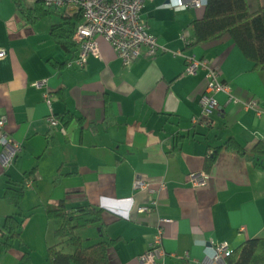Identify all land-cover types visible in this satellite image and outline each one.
<instances>
[{
  "label": "crops",
  "instance_id": "0c3cea01",
  "mask_svg": "<svg viewBox=\"0 0 264 264\" xmlns=\"http://www.w3.org/2000/svg\"><path fill=\"white\" fill-rule=\"evenodd\" d=\"M17 1L26 11L38 2L0 0V49L6 50L0 58V116L7 117L8 134L23 145L9 168L0 159V225L17 213L4 197L8 187L25 186V221L22 243L15 241L0 264H23L26 255L32 264H49L47 250L57 242L60 222L48 211L61 203L67 211L87 205L102 209V223L77 233L85 245L113 240L110 264H140L161 218L171 219L163 223L166 264H212L216 245L227 243L228 253L264 237V158L251 153L264 138V112L258 115L242 104L255 98L264 111V70H255L228 34L187 46L205 6L153 0L141 17L164 50L124 65L112 45L97 36L100 56L80 67L67 66L78 50L66 52L51 33L53 24L75 18L79 9H50L32 20ZM247 3L251 12L264 7V0ZM191 56L218 68L240 101L217 93L219 107L205 115L206 72L185 74ZM40 80L55 94L50 105L43 97L46 87L33 85ZM50 113L70 116L65 134L47 123ZM229 138L245 153L222 148L207 170L209 155ZM33 170V185L27 187L25 173ZM193 172L207 173L206 183L195 186ZM137 178L166 188L154 194L135 189ZM151 197L157 200L155 210L141 213Z\"/></svg>",
  "mask_w": 264,
  "mask_h": 264
},
{
  "label": "trees",
  "instance_id": "16d2710c",
  "mask_svg": "<svg viewBox=\"0 0 264 264\" xmlns=\"http://www.w3.org/2000/svg\"><path fill=\"white\" fill-rule=\"evenodd\" d=\"M17 2L18 7L24 11V4ZM26 12L27 17L32 20L51 13L43 0H38L36 6ZM81 18L82 13L79 12L75 18H64L63 22L53 24L51 27L53 38L66 52L77 49L73 37ZM193 25L194 36L188 47L210 42L228 34L243 54L254 63V69L264 70V7L251 12L247 0H207L203 17L195 20ZM57 117L65 126L70 119L66 114ZM222 148L245 153V149L238 142L229 138L209 155L206 161L207 170L212 168ZM251 153L256 157L264 158V138L255 143ZM33 173L34 170L25 173V178L28 180ZM24 187L22 185L20 188L6 189L4 197L17 208V213L8 215L0 225V256L7 253L15 241L22 240L25 219L21 213V203L25 197ZM48 215L60 222L55 231L57 242L47 250L49 264H110L109 247L113 244V240L103 237L98 242L85 245L77 233L81 228L102 223V209L87 205L67 211L65 205L61 203L57 208L50 209ZM224 263L264 264V237L242 242L226 253ZM23 264H32L29 256L23 257Z\"/></svg>",
  "mask_w": 264,
  "mask_h": 264
},
{
  "label": "built area",
  "instance_id": "2783aa9c",
  "mask_svg": "<svg viewBox=\"0 0 264 264\" xmlns=\"http://www.w3.org/2000/svg\"><path fill=\"white\" fill-rule=\"evenodd\" d=\"M45 6L50 9H61L65 7H76L82 13V18L76 26L73 40L77 44L78 53L71 59L67 66L78 65L85 66L91 56H100V49L97 42V36H103L114 48L118 57L124 65H129L142 56L155 57L160 51L164 50L159 43L158 38L148 29L141 17V12L145 4L153 0H43ZM207 0H191L184 4L183 0H174L173 6L197 8L206 5ZM184 40L185 37H183ZM6 50L0 49V58L5 57ZM199 70L206 72L207 88L205 94L201 97V105L205 115L213 108H218L219 104L214 95L217 93H226L229 96L228 101L239 102L230 90L227 81L223 79L222 72L209 65L205 58L191 56L186 58L185 74L192 75ZM37 88L46 87L43 95L47 104H52L55 94L47 87V80L36 81L33 84ZM245 108L253 109L258 115L262 110L257 99L252 98L249 101L242 102ZM7 117L0 116V159L5 168H9L23 150L20 141L12 138L6 130ZM51 127L59 128L65 134L63 122L53 113L46 118ZM190 180L195 186L204 185L208 175L205 172L191 173ZM25 185L31 187L33 179L26 180ZM134 188L138 190H147L154 194L166 188L162 183L159 188H155L151 183L143 178H137L134 182ZM157 200L150 198V202L139 208L141 213H150L155 210ZM171 219L161 218L160 224L156 228L153 241L150 247L139 256L140 264H166V252L161 242L163 236V223L170 222ZM228 248L227 243L216 245L213 248L212 264H225L224 257Z\"/></svg>",
  "mask_w": 264,
  "mask_h": 264
}]
</instances>
